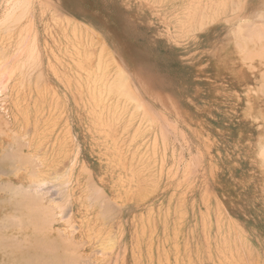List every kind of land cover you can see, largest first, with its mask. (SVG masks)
I'll list each match as a JSON object with an SVG mask.
<instances>
[{"label":"rangeland","instance_id":"rangeland-1","mask_svg":"<svg viewBox=\"0 0 264 264\" xmlns=\"http://www.w3.org/2000/svg\"><path fill=\"white\" fill-rule=\"evenodd\" d=\"M0 264H264V0H0Z\"/></svg>","mask_w":264,"mask_h":264},{"label":"bare ground","instance_id":"bare-ground-1","mask_svg":"<svg viewBox=\"0 0 264 264\" xmlns=\"http://www.w3.org/2000/svg\"><path fill=\"white\" fill-rule=\"evenodd\" d=\"M58 28H59V27H58ZM61 28H62V27H61ZM67 28H68V27H67ZM69 28H71V27H69ZM62 29H64V28H62ZM62 29H61V30H62ZM62 31H63V30H62ZM66 31H67V30H66ZM64 33H66V32H64ZM67 34H68V31H67ZM67 34H66V35H67ZM66 35H65V36H66ZM68 35H69V34H68ZM33 36H34V34H33ZM61 36H62V35H61ZM71 36H72V34H71ZM63 37H64V36H63ZM68 37H69V36H68ZM72 37H73V36H72ZM73 38H74V37H73ZM29 39H31V37H30ZM34 39H35V38H34ZM64 39H65V38H64ZM68 39H69V38H68ZM58 40H59V39H58ZM69 40H72V38L69 39ZM73 41H74V39H73ZM73 41H72V42H73ZM56 42H57V41H56ZM59 42H60V41H59ZM52 43H53V42H52ZM69 43H70V42H69ZM35 44H36V43H35ZM72 44H73V43H72ZM59 45H60V44H59ZM61 45H62V44H61ZM31 47H32V46H31ZM65 47H66V46H65ZM68 47H69V46H68ZM66 50H67V48H66ZM67 51H68V50H67ZM68 52H70V51H68ZM72 53H73V52H72ZM34 55H35V54H34ZM73 55H74V53H73ZM67 56H68V55H67ZM67 56H66V57H67ZM27 57H28V56H27ZM69 57H70V54H69ZM26 59H27V58H26ZM26 59H25V60H26ZM65 59L67 60L68 58H65ZM25 60H24V61H25ZM66 60H65V61H66ZM67 61H68V60H67ZM27 62H28V61H27ZM68 62H69V61H68ZM24 63H25V62H24ZM30 63H31V62H29V64H30ZM71 63H72V62H71ZM34 64H35V63H34ZM35 65H36V64H35ZM66 65H67V62H66ZM24 66H25V64H24ZM26 66H27V65H26ZM26 66H25V67H26ZM33 67H35V66H33ZM71 67H72V64H71ZM36 68H37V67H36ZM36 68H35V69H36ZM69 68H70V67H69ZM27 69H29V67H28ZM24 70H25V69H24ZM31 71H32V70H30V72H31ZM34 71H35V70H34ZM70 71H71V70H70ZM22 72H23V71H22ZM28 72H29V71H28ZM28 72H23V74H25V73L29 74ZM37 73H38V72H37ZM71 73H72V71H71ZM29 75H30V74H29ZM35 75H36V74H35ZM23 76H24V75H23ZM25 76H26V75H25ZM101 76H102V74H101ZM28 77H29V76H28ZM103 77H104V76H103ZM103 77H102V78H103ZM21 78H22V77H21ZM29 78H30V77H29ZM102 78H101V79H102ZM118 78H119V77H118ZM69 79H70V78H69ZM99 79H100V78H99ZM119 79L122 80V79H124V78H122V79L119 78ZM97 80H98V79H97ZM23 81H24V80H23ZM30 82H31V80H30ZM84 83H85V82H84ZM84 83H83V85H84ZM87 83H88V82H87ZM121 83L124 85V82H121ZM35 86H36V85H35ZM84 86H85V85H84ZM88 86H91V85H88ZM28 87H30V86H28ZM81 87H82V86H80L79 88H81ZM30 88H31V87H30ZM36 88H37V87H36ZM83 89H84V88H83ZM87 89H89V88L87 87ZM90 89H91V88H90ZM90 89H89V90H90ZM107 95H108V94H107ZM106 126H107V125H106ZM67 134H68V132H67ZM65 136H66V135H65ZM65 136H63V137H65ZM66 137H67V136H66ZM111 139H112V138H111ZM60 140H64V139H60ZM60 140H59V141H60ZM59 141H58V143H59ZM60 144H61V143H60ZM56 145H57V144H56ZM60 148H61V147H60ZM62 148H63V147H62ZM61 150H62V149H61ZM61 153H62V152H61ZM49 159H50V158H49ZM61 178H62V177H61ZM61 178H60V179H61ZM56 181H57V180H56ZM63 184H64V183H62V185H63ZM25 208H26V207H25ZM28 209H29V208H28ZM26 210H27V209H26ZM196 228H197V227H196ZM87 232H88V231H87ZM171 235H172V233H171ZM173 237H174V236H173ZM109 238H110V237H109ZM106 246H107V244H106ZM35 262H36V261H35Z\"/></svg>","mask_w":264,"mask_h":264}]
</instances>
